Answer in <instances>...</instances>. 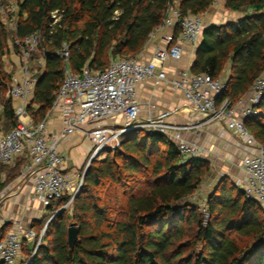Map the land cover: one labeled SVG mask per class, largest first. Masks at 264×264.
<instances>
[{
    "label": "trees",
    "instance_id": "trees-1",
    "mask_svg": "<svg viewBox=\"0 0 264 264\" xmlns=\"http://www.w3.org/2000/svg\"><path fill=\"white\" fill-rule=\"evenodd\" d=\"M214 2L180 0L178 8L182 15H202ZM15 3L12 34L0 20V122L4 131L17 122L11 100L5 97L10 76L3 71L2 58L9 53V40L35 32L40 35L36 51L43 59V71L32 98L37 108H28L37 123L50 110L60 86L63 62L56 53L63 46L75 74L84 65L102 71L114 58L136 57L162 24L170 0ZM224 6L243 16L205 27L190 67L192 75L220 79L228 64L229 72L223 78L226 86L216 98L217 106L249 94L252 83L264 74V0H225ZM254 110L256 114L243 124L264 149V92ZM209 170L201 158L184 160L163 135L146 130L122 135L118 148L88 165L70 208L49 222L26 264H264V212L228 179H221L208 195L206 221L187 202ZM52 207L53 203L48 209ZM70 225L79 227L73 249L67 245Z\"/></svg>",
    "mask_w": 264,
    "mask_h": 264
},
{
    "label": "built area",
    "instance_id": "built-area-1",
    "mask_svg": "<svg viewBox=\"0 0 264 264\" xmlns=\"http://www.w3.org/2000/svg\"><path fill=\"white\" fill-rule=\"evenodd\" d=\"M177 2L170 0L162 24L149 35L151 40L159 34L165 47H158L146 63L136 59H114L102 71H92L84 65L75 74L68 64L66 47L56 53L63 62L62 80L51 105V109L60 111L62 129L57 134L47 132V116L33 125L23 121L25 103L33 96L38 78L30 61L39 46L40 35L35 32L11 42L19 65L18 73L10 76L6 95L20 104L14 111L15 127L4 131L0 126V163L10 164L22 156L29 158L20 175L28 174L33 178L32 201H38L46 208L65 197H70L71 201L76 194L69 196L73 186L70 176L63 170L65 160L58 147L77 132L82 133L97 151L130 131H153L167 137L183 159L198 157V148L183 137V133L194 126L170 124L171 112L167 110L155 117H140L137 86L153 81L155 85L165 83L179 90L190 112L208 116L209 121L238 136L246 149L253 150L240 163V190L246 199L256 202L264 211V149L243 124L245 118L256 114L254 107L264 92V74L252 83L247 96L234 102L225 100L219 106L216 98L226 86L223 79H213L207 74L192 75L182 70L177 72V78H168L160 67L168 61L178 62L182 57V46H196L204 29L202 15H182ZM9 8L17 11L15 0H0L1 15ZM167 30H178L179 39ZM118 117L123 120L120 125L112 121ZM105 121H112V124H102ZM82 176L76 192L82 184ZM2 199L0 192V204ZM202 212L207 216L205 207ZM35 239L37 233L33 228L23 229L20 225L0 236V264H16L25 242Z\"/></svg>",
    "mask_w": 264,
    "mask_h": 264
},
{
    "label": "crops",
    "instance_id": "crops-1",
    "mask_svg": "<svg viewBox=\"0 0 264 264\" xmlns=\"http://www.w3.org/2000/svg\"><path fill=\"white\" fill-rule=\"evenodd\" d=\"M177 1L179 2L180 0ZM224 5L225 0H215L211 7L202 14L204 28L210 25L235 22L243 16L241 13L226 10ZM10 13L12 12L8 10L6 14H0L1 23L5 28L10 25V15H8ZM169 32L173 33L177 40L179 39L178 31L176 35L173 30H167V33ZM8 46L9 53L2 58V65L4 73L11 76L18 73L19 59L16 51L10 45ZM197 46L198 44L193 47L183 45L181 59L178 62L168 61L161 66L159 70L164 71L168 78H177V72L181 70L190 73V67L193 63ZM158 47H165L160 40L159 34L151 40L148 39L141 52L137 55L139 61L142 63L148 62ZM30 66L32 68L40 67V74L42 73L43 59L40 54L37 59L31 57ZM228 72V64H226L221 79L226 78ZM5 97H7V95H5ZM32 98L33 96L25 103V116L23 117V121L31 125L36 123L33 121L28 108L30 106L33 110L37 108L36 105L32 104ZM10 100L12 109L15 111L20 103L13 99ZM137 100L140 104V117L142 119L148 116L155 117L161 111H170L171 116L168 120L170 124L177 126H194L192 129L183 133V137L188 143L194 144L199 151H205L203 144L208 146L211 145L210 149H215L219 152L220 156L224 159L223 161L237 157L239 160V170L242 159L247 154L253 152L251 149H246L242 145L241 139L227 131L222 125L211 121L209 122L208 116L197 115L190 112L182 93L179 90L172 89L165 83L155 85L153 81H145L139 84L137 86ZM46 116L47 132L49 134L59 133L62 129L60 111L56 108H50ZM112 121L115 122L114 124L116 125L123 123L121 117L115 118ZM102 124L111 125L112 122L108 123V121H105ZM90 144L91 143L85 139L80 132H77L74 136L63 140L59 144V153L65 160L63 170L70 176L72 186L75 182L77 183L80 176L83 174L80 167L90 151ZM198 158L212 165L211 162H213V160H210V157L205 156L204 153L199 154ZM27 162H29V158L22 156L10 164L0 163V192L3 195L0 204V236L14 231L17 225H20L23 229L33 228V223L39 222L41 217L50 210L48 207H43L40 202L31 200L33 178L28 174L24 176L20 175L22 166ZM221 179L222 178H219V180ZM211 187L212 190L210 193H212L216 186L213 183ZM30 243V241H27V244Z\"/></svg>",
    "mask_w": 264,
    "mask_h": 264
},
{
    "label": "rangeland",
    "instance_id": "rangeland-1",
    "mask_svg": "<svg viewBox=\"0 0 264 264\" xmlns=\"http://www.w3.org/2000/svg\"><path fill=\"white\" fill-rule=\"evenodd\" d=\"M9 10H10V8H9ZM11 12L12 13L8 14V15H10L9 16L10 25H9V27L7 26L6 29L12 34L13 31L15 30L16 12L17 11L15 13L13 11H11ZM8 44L11 46V40H9ZM37 52L38 51H36L32 55V58H36V59L38 58L39 54ZM114 59H136V60H139V58L137 56L133 57V58L118 57V58H114ZM114 59H112V60H114ZM112 60H110V61H112ZM32 69H33V71L37 72L36 73L37 75H39L41 72L40 67H38V68L34 67ZM109 122H112V121H108V123ZM0 126L3 127L1 122H0ZM121 137L122 136L118 137L117 141L114 140L113 142H110L107 146H104V148H100L97 151L95 150V147L90 142L91 143L90 144V151L82 162V165L80 167L81 172L84 173L86 168L88 167V165L91 162H93L95 160L96 161L102 160L103 158H105V156L108 152H111L112 150H115L116 148H118ZM210 146L211 145L208 146V145L203 144V148H205V151L204 150L199 151L200 154L204 153L205 156L210 157V160H213V162H211L212 165H209V163H208L209 168H210V170H209L210 172L205 176V178L203 179V181H202L201 185L199 186V188L197 189V191L187 200V202L189 204L197 207L198 212L202 214L204 221L207 220L208 216H205L206 214L202 212V209H203V207H205V203H206V199L208 197V194L210 195V192L212 190L211 189L212 184L214 183L215 186H217L219 178H222V179L226 178L229 180V182L231 184H233L235 187L240 189V180L242 177L240 170H239V165H238L239 160L237 157L231 158V160L223 161L224 159L222 158V156H220L219 152H217L215 149H210L211 148ZM77 185H78V181H77V183L75 182V184H73V189L69 192L70 193L69 196H71L72 193H77L79 191V189H78V191L76 192ZM68 201H70V200L64 201L63 199H61L60 201L54 202L52 209H50L48 212H46L45 215H43L41 217L39 222L33 223L34 226L36 225L35 231L37 233V239H35V241L33 243L31 242L30 244H27V242H26L23 249L20 251V254H19V257L16 261V264H26L27 263L30 254L33 255L34 252L36 251L37 247L39 246L38 240L41 238L40 239V242H41L42 238L44 237V232L46 229L45 228L46 223L50 222L58 212H60L62 210H68L70 208V205H71V201L69 203H68Z\"/></svg>",
    "mask_w": 264,
    "mask_h": 264
},
{
    "label": "water",
    "instance_id": "water-1",
    "mask_svg": "<svg viewBox=\"0 0 264 264\" xmlns=\"http://www.w3.org/2000/svg\"><path fill=\"white\" fill-rule=\"evenodd\" d=\"M48 224H49V222L46 223L45 228L47 227ZM78 231H79V227L77 225H70L67 228V245L70 249H73V247L77 241Z\"/></svg>",
    "mask_w": 264,
    "mask_h": 264
}]
</instances>
